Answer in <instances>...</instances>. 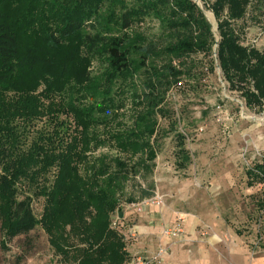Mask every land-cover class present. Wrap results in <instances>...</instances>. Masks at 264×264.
<instances>
[{
  "label": "trees",
  "instance_id": "16d2710c",
  "mask_svg": "<svg viewBox=\"0 0 264 264\" xmlns=\"http://www.w3.org/2000/svg\"><path fill=\"white\" fill-rule=\"evenodd\" d=\"M200 2L217 34L194 0H0L2 248L40 228L54 264H127L119 214L156 195L147 174L168 138L176 168L191 165L187 100L220 69L224 91L264 111V49L239 26L264 17V0ZM150 25L156 38L141 32ZM105 146L119 157H94ZM246 175L263 181L264 163Z\"/></svg>",
  "mask_w": 264,
  "mask_h": 264
},
{
  "label": "rangeland",
  "instance_id": "374dc122",
  "mask_svg": "<svg viewBox=\"0 0 264 264\" xmlns=\"http://www.w3.org/2000/svg\"><path fill=\"white\" fill-rule=\"evenodd\" d=\"M194 1L203 10L213 26V32L217 34L214 15L204 8L200 0ZM248 18L239 25L240 29L246 30L244 43L262 50L264 17L250 13ZM141 32L156 38L160 29L150 25ZM216 73L209 77L208 87L197 92L198 98L187 100L190 106L184 112L183 119L192 132L188 141L192 156L190 167L185 171L176 168L174 143L168 138L157 160V166L152 174H147V178L155 183L154 198H160L159 206L164 205L175 215L176 226L180 222L185 225L188 218L195 214L198 218L205 219V223L199 228L202 236L212 237L215 231L209 228V223L225 222L227 229L223 232L226 233L227 230L228 234L231 231L234 236L243 235L249 246L250 256L255 258L264 248V180H254L248 185L246 172L257 163H264V111L249 109L240 102L242 99L239 93L224 91L223 81L220 83V69ZM121 98L125 100V109L120 111V122L125 128H129L134 113L133 99L131 94H125ZM219 99L223 103H218ZM218 105H223L221 110H218ZM218 111L224 114H218ZM163 125L166 123L163 122ZM104 131L99 130L102 135ZM107 151L119 157L109 146L101 148L94 157ZM81 174L85 177L83 168ZM34 206L38 216H41V203L37 202ZM139 206H125L124 211H134ZM127 230L126 224L124 232ZM47 234L39 228L27 236L15 238L2 248L0 232V264H54L56 258ZM131 241L133 239L130 238Z\"/></svg>",
  "mask_w": 264,
  "mask_h": 264
},
{
  "label": "crops",
  "instance_id": "0c3cea01",
  "mask_svg": "<svg viewBox=\"0 0 264 264\" xmlns=\"http://www.w3.org/2000/svg\"><path fill=\"white\" fill-rule=\"evenodd\" d=\"M127 211L122 219L128 226L126 235L134 236L127 248L133 257H158L157 264H264V248L255 258L251 257L243 235L223 232L227 229L225 222L209 223L215 235L202 236L199 228L205 219L192 214L183 224V235L176 240L165 235L166 230L175 228L176 217L164 205H140L134 211ZM161 249L163 254L158 255Z\"/></svg>",
  "mask_w": 264,
  "mask_h": 264
},
{
  "label": "built area",
  "instance_id": "2783aa9c",
  "mask_svg": "<svg viewBox=\"0 0 264 264\" xmlns=\"http://www.w3.org/2000/svg\"><path fill=\"white\" fill-rule=\"evenodd\" d=\"M161 203L160 198L155 197L151 200L145 201L142 206H149V205H159ZM183 223H177V226L174 229H168L165 231V235L171 238L179 239L183 233ZM114 227H117V224H113ZM131 238H134V236H131ZM163 254V250L161 249L158 255ZM157 258L153 259H144L139 256H134L127 264H157Z\"/></svg>",
  "mask_w": 264,
  "mask_h": 264
},
{
  "label": "water",
  "instance_id": "95a60500",
  "mask_svg": "<svg viewBox=\"0 0 264 264\" xmlns=\"http://www.w3.org/2000/svg\"><path fill=\"white\" fill-rule=\"evenodd\" d=\"M119 217H120V219H122V217H123V213H120V214H119Z\"/></svg>",
  "mask_w": 264,
  "mask_h": 264
}]
</instances>
